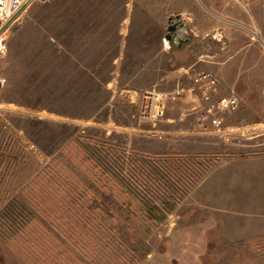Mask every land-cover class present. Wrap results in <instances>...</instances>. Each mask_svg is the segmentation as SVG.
I'll return each mask as SVG.
<instances>
[{"label": "rangeland", "instance_id": "1", "mask_svg": "<svg viewBox=\"0 0 264 264\" xmlns=\"http://www.w3.org/2000/svg\"><path fill=\"white\" fill-rule=\"evenodd\" d=\"M25 2L0 33V264H264V0ZM177 15L180 46L149 41ZM201 73L237 110L203 117ZM171 155L214 167L211 199Z\"/></svg>", "mask_w": 264, "mask_h": 264}, {"label": "built area", "instance_id": "2", "mask_svg": "<svg viewBox=\"0 0 264 264\" xmlns=\"http://www.w3.org/2000/svg\"><path fill=\"white\" fill-rule=\"evenodd\" d=\"M21 1L23 0H0V28L8 21ZM30 1L31 0H26L24 5L28 4ZM180 31L178 30L176 32L175 37L179 36ZM194 83L197 86V91L202 101L206 105L203 117L211 115L215 111L232 112L237 110L238 102L233 98L221 97L217 100H212L211 96L215 91L218 80L209 73L197 75L194 79ZM161 95L162 94L156 92H151L141 97L138 103V117L141 122H154L157 118L163 116L165 101ZM216 123L220 125L221 120H217Z\"/></svg>", "mask_w": 264, "mask_h": 264}, {"label": "crops", "instance_id": "3", "mask_svg": "<svg viewBox=\"0 0 264 264\" xmlns=\"http://www.w3.org/2000/svg\"><path fill=\"white\" fill-rule=\"evenodd\" d=\"M193 35H195V34H193ZM206 35H207V33H205V34L203 33V34H201V37L204 38ZM184 41L187 42V40H184ZM169 43H171V42H169ZM202 55H204V54H202ZM131 100H130L131 103H135L136 97L133 96ZM168 157H169L168 160L163 159V160H159L157 162L158 168H161V167L168 168V169L172 170L173 174H175L179 170H183L184 168H185V170L190 169V176H192V178H193V179H190V184L192 182H195V180H197V178L201 177L200 178L201 183L199 185H198V183L200 181L198 183H196L197 186L194 188L196 195L199 196L201 194L202 199L203 198L211 199L213 197V195H212V192H213L212 183H208V181L206 182V180H208L212 174L211 169H214V167L210 166L209 162H206V160H201V162L196 163L195 167H190V166H188V164H191L193 162H189V161L186 162V160L181 159L177 155H171ZM141 165L143 166V164H141ZM186 181H188V179H186ZM188 183L187 182L185 183L187 187H188ZM73 213H75V212H73ZM85 259L89 260L88 258H85ZM87 260H83L82 258H71V257H53V258H41V259L40 258L39 259L25 258L24 259L25 262H22V263L23 264H86V263H88V262H86ZM19 262H20V264H22L21 260H19ZM15 263L18 264V262H15ZM12 264H14V263L12 262Z\"/></svg>", "mask_w": 264, "mask_h": 264}, {"label": "water", "instance_id": "4", "mask_svg": "<svg viewBox=\"0 0 264 264\" xmlns=\"http://www.w3.org/2000/svg\"><path fill=\"white\" fill-rule=\"evenodd\" d=\"M24 7V6H23ZM22 7V8H23ZM21 8V9H22ZM17 15V14H16ZM14 15L10 20H8L1 28H0V33L8 26V24L10 23V21L16 16ZM167 29H166V34L164 36V40L167 42H176L178 44V46H180L182 40L181 39H174V34L176 33L178 27H184L185 25L182 23V21L180 20V16H170L167 19Z\"/></svg>", "mask_w": 264, "mask_h": 264}, {"label": "trees", "instance_id": "5", "mask_svg": "<svg viewBox=\"0 0 264 264\" xmlns=\"http://www.w3.org/2000/svg\"><path fill=\"white\" fill-rule=\"evenodd\" d=\"M148 24H149V23H148ZM145 25H147V24H145ZM150 32H151V31H150ZM149 34H150V33H149ZM162 38H164L163 30H162V31L158 30V32H156V34H154V36L149 35V38H148V39H149V41H154L155 44L158 45V44H160ZM145 45L147 46V44H145ZM116 56H117V55H116ZM110 64H113V60H112V59H111ZM109 72H111V71H109Z\"/></svg>", "mask_w": 264, "mask_h": 264}]
</instances>
